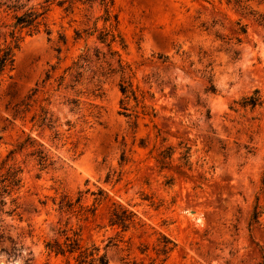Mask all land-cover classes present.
Segmentation results:
<instances>
[{"label":"rangeland","instance_id":"1","mask_svg":"<svg viewBox=\"0 0 264 264\" xmlns=\"http://www.w3.org/2000/svg\"><path fill=\"white\" fill-rule=\"evenodd\" d=\"M30 8L0 75V264H78L48 245L76 233L109 264H264V0H0V52Z\"/></svg>","mask_w":264,"mask_h":264},{"label":"trees","instance_id":"2","mask_svg":"<svg viewBox=\"0 0 264 264\" xmlns=\"http://www.w3.org/2000/svg\"><path fill=\"white\" fill-rule=\"evenodd\" d=\"M45 11L39 12L34 8L28 9L25 13L16 14L14 17L16 19L13 24V31L11 32V36L13 37V42L8 44L4 48L1 49L0 52V75L7 68H12L15 62V50L19 48L20 41L22 36L20 31L25 28H28L30 33L38 32L40 26L43 24V19ZM241 31L246 33V26L241 27ZM19 33V34H18ZM123 92H126V87L123 86ZM13 153V151L11 152ZM39 157L41 160V164H43L47 160V155L44 154L42 150L39 149ZM21 172L20 168H16L14 166H9L5 173H0V184L3 183V193L4 195H9L12 191L19 186L21 182V177H19V173ZM0 192V196H3V193ZM62 202L61 208L67 207L69 210L73 209L74 203L71 200H65ZM4 203V200L1 201ZM135 220V213L133 211H129L127 209H123V207L117 206L112 213L111 216V224L121 225L124 229L128 228L130 224H132ZM66 242L60 243L56 241L54 244H48L51 249L60 254L69 253L71 255L78 254L76 256V260L78 264H109L108 260L104 255H100L97 251V247H93L89 249L88 247H84L81 242V238L76 233V237L67 236ZM168 244V243H167ZM166 244V245H167Z\"/></svg>","mask_w":264,"mask_h":264}]
</instances>
